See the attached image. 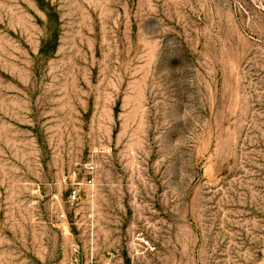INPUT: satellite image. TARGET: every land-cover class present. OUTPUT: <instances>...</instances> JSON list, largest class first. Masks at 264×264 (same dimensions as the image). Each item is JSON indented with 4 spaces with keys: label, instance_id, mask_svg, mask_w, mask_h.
<instances>
[{
    "label": "rangeland",
    "instance_id": "1",
    "mask_svg": "<svg viewBox=\"0 0 264 264\" xmlns=\"http://www.w3.org/2000/svg\"><path fill=\"white\" fill-rule=\"evenodd\" d=\"M0 264H264V0H0Z\"/></svg>",
    "mask_w": 264,
    "mask_h": 264
},
{
    "label": "built area",
    "instance_id": "2",
    "mask_svg": "<svg viewBox=\"0 0 264 264\" xmlns=\"http://www.w3.org/2000/svg\"><path fill=\"white\" fill-rule=\"evenodd\" d=\"M91 181V180H90ZM80 197V187L79 186H73L69 195L70 202L74 203L76 202ZM65 213H61V217H65ZM140 240V246L143 250H148L149 248H152L151 240L146 237L145 235H142L139 237ZM76 259L78 260V256H76Z\"/></svg>",
    "mask_w": 264,
    "mask_h": 264
}]
</instances>
